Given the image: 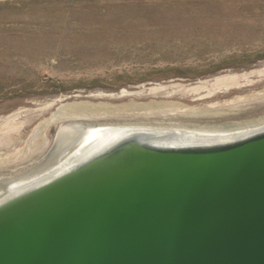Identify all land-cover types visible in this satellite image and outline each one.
<instances>
[{"label": "water", "instance_id": "1", "mask_svg": "<svg viewBox=\"0 0 264 264\" xmlns=\"http://www.w3.org/2000/svg\"><path fill=\"white\" fill-rule=\"evenodd\" d=\"M0 264H264V91L0 142Z\"/></svg>", "mask_w": 264, "mask_h": 264}, {"label": "rangeland", "instance_id": "2", "mask_svg": "<svg viewBox=\"0 0 264 264\" xmlns=\"http://www.w3.org/2000/svg\"><path fill=\"white\" fill-rule=\"evenodd\" d=\"M263 91L264 0H0V142L98 108Z\"/></svg>", "mask_w": 264, "mask_h": 264}, {"label": "bare ground", "instance_id": "3", "mask_svg": "<svg viewBox=\"0 0 264 264\" xmlns=\"http://www.w3.org/2000/svg\"><path fill=\"white\" fill-rule=\"evenodd\" d=\"M93 105V104H92ZM63 108V107H62Z\"/></svg>", "mask_w": 264, "mask_h": 264}]
</instances>
